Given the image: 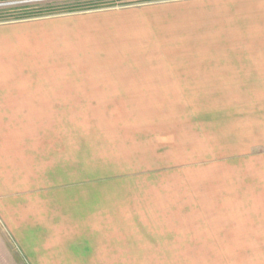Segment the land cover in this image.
<instances>
[{"label": "crops", "instance_id": "crops-1", "mask_svg": "<svg viewBox=\"0 0 264 264\" xmlns=\"http://www.w3.org/2000/svg\"><path fill=\"white\" fill-rule=\"evenodd\" d=\"M255 19L264 0L0 23V264H71L96 244L133 243L140 227L174 243L170 222L185 212L197 234L212 229L204 238H244L194 243L264 242L246 239L264 229ZM152 100L173 107L140 113L131 102ZM66 116L90 117L73 143Z\"/></svg>", "mask_w": 264, "mask_h": 264}, {"label": "rangeland", "instance_id": "rangeland-1", "mask_svg": "<svg viewBox=\"0 0 264 264\" xmlns=\"http://www.w3.org/2000/svg\"><path fill=\"white\" fill-rule=\"evenodd\" d=\"M175 1L183 0H37L36 2H28L26 0H0V23L16 22L37 17L67 15L93 10L141 7L153 3ZM250 23L254 24L250 27L257 28L260 27L259 24H264V20L255 19ZM257 41L258 40L255 42ZM243 42L252 43V41L247 39ZM131 102L133 103L134 108L139 110L140 113L147 109L163 108L165 105V108L167 109H172L170 107H173V101H167L166 104L165 100ZM177 102V108L189 107V102L186 100H180ZM112 103L117 104V101H113ZM114 109L118 113H121L120 108L116 107V105L111 111L113 112ZM88 118L90 117L66 116V130H69L70 132L72 143L75 141L73 140L75 134H80L79 130L81 129V126L85 124V121H88ZM167 138H170V136ZM180 215L182 216L181 218L170 222V226H173L174 224L176 228H179V235L175 236L176 242L174 243L168 241L170 238H166L165 240L156 239L146 233L149 231L148 228L142 229V227H140L131 239L133 243L126 242L129 238L126 239L125 237L120 236L121 238L112 244L105 242L96 244V253H91V255L94 256H89L87 259L72 260L71 264H264V242L194 243L193 241L197 239L213 240L244 238H234L230 237L231 235L229 233L226 235L218 232L214 233L220 234L215 238H212L211 236L204 238L207 237L208 231H211L212 229L203 228V233L197 234L196 232L198 231L193 230L191 225H189L188 220L185 219L187 212ZM219 224L221 226V223ZM156 228L157 230L160 229L158 227ZM143 230L144 232H142ZM224 230L226 232L229 231L228 229ZM247 230L248 233L246 239L264 240V229H258V231H256L257 235L255 236H252L253 232H251V229Z\"/></svg>", "mask_w": 264, "mask_h": 264}, {"label": "built area", "instance_id": "built-area-1", "mask_svg": "<svg viewBox=\"0 0 264 264\" xmlns=\"http://www.w3.org/2000/svg\"><path fill=\"white\" fill-rule=\"evenodd\" d=\"M28 2H36L37 0H26Z\"/></svg>", "mask_w": 264, "mask_h": 264}]
</instances>
